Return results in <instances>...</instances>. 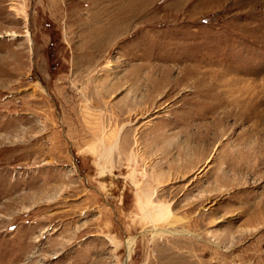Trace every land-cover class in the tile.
<instances>
[{
  "label": "rangeland",
  "instance_id": "1",
  "mask_svg": "<svg viewBox=\"0 0 264 264\" xmlns=\"http://www.w3.org/2000/svg\"><path fill=\"white\" fill-rule=\"evenodd\" d=\"M0 264H264V0H0Z\"/></svg>",
  "mask_w": 264,
  "mask_h": 264
},
{
  "label": "bare ground",
  "instance_id": "2",
  "mask_svg": "<svg viewBox=\"0 0 264 264\" xmlns=\"http://www.w3.org/2000/svg\"><path fill=\"white\" fill-rule=\"evenodd\" d=\"M116 140H115V143L114 144H112L110 147H109V149H111L112 147H114L115 146V144H116ZM107 150V149H106ZM105 152H107V151H105ZM110 153V152H109ZM148 202L149 203H151V201L150 200H148ZM142 205V204H141ZM144 205V204H143ZM142 205V206H143ZM151 205V204H150ZM165 205V204H164ZM164 205H152V208H153V210H154V216L155 217H163V216H165L168 212H169V208H168V205L167 206H164ZM149 206V205H148ZM143 208V207H142ZM149 209H151V207L149 206ZM153 210H152V212H153ZM150 215V214H152L151 213V210H150V213L148 212V213H146V215ZM163 231L164 232H166V233H172V231H170V230H162V233H163ZM165 234V233H164ZM188 235V234H187ZM132 250H133V240H130V241H128L127 242V244H126V259H125V261H127V260H129L130 259V256H131V252H132Z\"/></svg>",
  "mask_w": 264,
  "mask_h": 264
}]
</instances>
